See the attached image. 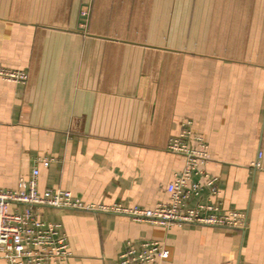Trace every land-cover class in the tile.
I'll use <instances>...</instances> for the list:
<instances>
[{"label": "crops", "instance_id": "1", "mask_svg": "<svg viewBox=\"0 0 264 264\" xmlns=\"http://www.w3.org/2000/svg\"><path fill=\"white\" fill-rule=\"evenodd\" d=\"M0 66L27 76L0 79V190L49 158L40 192L150 209L170 201L184 157L166 147L190 122L216 183L193 177L186 208L246 215L231 230L44 209L70 264H118L150 240L169 250L161 264H264V0H0Z\"/></svg>", "mask_w": 264, "mask_h": 264}, {"label": "built area", "instance_id": "2", "mask_svg": "<svg viewBox=\"0 0 264 264\" xmlns=\"http://www.w3.org/2000/svg\"><path fill=\"white\" fill-rule=\"evenodd\" d=\"M0 79L24 83L27 76L21 71L0 66ZM193 138L196 145L192 147L190 142ZM166 148L184 157V167L173 175L166 187L170 201L159 202L150 209L121 204L97 207L73 197L68 190L40 192L37 186L40 171L36 164L47 168L51 159L38 158L28 179H20L18 187L13 190H0V258L7 264H70L73 253L68 237L61 232L59 224L41 218V211L48 208L118 213L166 228L192 224L243 230L246 215L236 210H222L218 206L204 204L186 208V202L201 188L200 183L192 181L193 177L201 178L210 187L216 183V179L204 169L208 160L206 145L201 137H192L190 122L181 125V133L170 139ZM256 166H259L258 162ZM211 191L215 193L213 188ZM168 255L169 250L159 241L137 244L127 241L118 264H161Z\"/></svg>", "mask_w": 264, "mask_h": 264}, {"label": "rangeland", "instance_id": "3", "mask_svg": "<svg viewBox=\"0 0 264 264\" xmlns=\"http://www.w3.org/2000/svg\"><path fill=\"white\" fill-rule=\"evenodd\" d=\"M82 15H83V16H86V14H85V13H82Z\"/></svg>", "mask_w": 264, "mask_h": 264}]
</instances>
